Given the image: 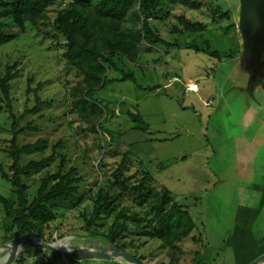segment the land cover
<instances>
[{
	"label": "rangeland",
	"instance_id": "obj_1",
	"mask_svg": "<svg viewBox=\"0 0 264 264\" xmlns=\"http://www.w3.org/2000/svg\"><path fill=\"white\" fill-rule=\"evenodd\" d=\"M66 1L54 0L49 5L48 21L38 28L30 26L26 33L16 29L17 36L7 38L0 48V73L5 75L8 66L15 64L17 73L12 80L13 108L0 99V167L13 177L14 158L9 149L18 131L19 144L39 142L24 154L23 166L52 156L44 170L21 175L30 185V198L38 194L49 172L60 170L65 157L66 171L76 168V174L82 177L77 194L81 196L109 185L130 153L127 174L138 179L143 170L149 171L155 177L152 187L170 188L195 218L197 227L181 243L183 253L176 264H242L264 253V193L252 207L247 198L237 217L221 232L207 228L202 208L204 195L218 182L208 164L215 155L207 135L209 115L217 103L212 71L220 63L212 53L220 52L223 58L240 53L233 14L224 18L220 15L230 9L227 0H201L200 8L192 7L187 0H160L157 12H143L146 25L174 45L142 43L137 63L115 58L119 69L110 70L105 85L89 95L105 110L101 128L96 130L81 121L72 108L71 87L82 76L69 64V41L55 26L57 13ZM181 17L204 23V30L186 31ZM126 74L134 78L123 79ZM189 83H197L199 89L188 92ZM14 195L0 170V245L7 234L1 226L5 213L2 197L11 199ZM86 209L93 211L90 201L78 207L60 203L54 241L79 247L96 242L102 249L105 241H91L81 228L85 225L82 211ZM128 234L121 244L144 258V264H170L169 250L159 238L139 235L134 228ZM35 238L34 234L24 240L32 244ZM43 251L16 264H46ZM106 261L121 263L116 258Z\"/></svg>",
	"mask_w": 264,
	"mask_h": 264
},
{
	"label": "trees",
	"instance_id": "obj_2",
	"mask_svg": "<svg viewBox=\"0 0 264 264\" xmlns=\"http://www.w3.org/2000/svg\"><path fill=\"white\" fill-rule=\"evenodd\" d=\"M53 1L0 0V48L5 45L7 38L17 36L16 29L26 33L30 26L38 28L41 23L48 21L49 5ZM187 1L192 7L202 6L201 0ZM159 2L160 0H67L66 6L58 11L55 26L69 41L70 49L66 53L69 64L82 76L71 87L72 108L89 128H101L105 114L104 108L91 101L89 95L94 89L105 85L110 70L119 69L115 61L117 56L137 63L142 43L174 45L146 25L143 12H157ZM220 15L222 18L232 17V12L229 9ZM180 20L188 32L198 33L204 30L205 24L202 22H193L184 17ZM212 55L221 62L223 56L220 52H213ZM216 68L212 71L214 79ZM14 69L16 64L9 65L5 75L0 73V99L11 109L12 80L17 75ZM127 78L134 77L126 74L123 79ZM41 102L43 101L39 99V103ZM17 132L9 149L14 158L13 177L0 167L3 178L11 184L15 194L11 199L2 197L5 213L1 226L6 228L7 234L2 237L1 244L30 236L34 232L48 242L54 241V233L58 230L54 223L59 218L60 203H71L78 207L90 201L93 211H82L85 225L81 228L91 241L101 238L106 245L114 242L128 250L120 241L134 228L139 235L159 238L169 250L170 264H176L181 259V243L195 231V218L185 205L175 199L170 188L152 187L155 177L149 171L143 170L138 179H135V175L127 174L130 153L109 180V185L90 195L81 196L77 194L82 177L76 174V168L66 171L67 159L64 156L60 170L49 172L43 179L38 194L31 199L28 194L30 185L22 180L21 175L44 170L52 161V156L32 160L23 166L21 161L24 154L31 152L39 142L21 145L17 141ZM40 149L44 151L41 147ZM46 253L49 254L48 259L60 258L56 253ZM133 255L144 263V258Z\"/></svg>",
	"mask_w": 264,
	"mask_h": 264
},
{
	"label": "water",
	"instance_id": "obj_3",
	"mask_svg": "<svg viewBox=\"0 0 264 264\" xmlns=\"http://www.w3.org/2000/svg\"><path fill=\"white\" fill-rule=\"evenodd\" d=\"M227 2L236 23L240 53L223 58L216 68L217 103L208 123V137L215 155L208 164L217 174L218 182L202 199L206 226L216 232L223 231L237 217L247 198L252 207L264 193V0ZM34 234L35 241L21 251L6 252L3 248L10 242L0 245V255L10 259L5 264L40 250L67 259L116 258L127 264H144L114 242L101 244V252L90 253L84 246L71 248L61 244L62 240L48 242L35 232L30 236ZM96 245L92 242L87 247ZM247 264H264V253Z\"/></svg>",
	"mask_w": 264,
	"mask_h": 264
},
{
	"label": "bare ground",
	"instance_id": "obj_4",
	"mask_svg": "<svg viewBox=\"0 0 264 264\" xmlns=\"http://www.w3.org/2000/svg\"><path fill=\"white\" fill-rule=\"evenodd\" d=\"M61 244L68 245L71 248H75V245H73V244L69 245L67 243H64L63 241L61 242ZM28 246H30V244L27 241H25L23 239H20V240H17V241L10 242L3 249L6 252H11L12 253V252H15V251H21V250H23L24 248H26ZM86 251L87 252H90V253H98V252H101L103 250L100 249V246L96 245V246H93V247H86ZM9 260L10 259L7 256H1L0 255V264H5Z\"/></svg>",
	"mask_w": 264,
	"mask_h": 264
},
{
	"label": "crops",
	"instance_id": "obj_5",
	"mask_svg": "<svg viewBox=\"0 0 264 264\" xmlns=\"http://www.w3.org/2000/svg\"><path fill=\"white\" fill-rule=\"evenodd\" d=\"M44 254L45 255H43V257L46 259V264H86L85 261H82V260H79V261L76 260L75 262H73V261H70V259H67V258L61 257V256L58 259H52V258L48 259V253H46V251H44ZM106 260H108V259H106ZM94 261H97V260H90L87 262V264H95ZM119 262H121L122 264L125 263L121 260H119ZM16 263H17V261L14 263H11V264H16ZM29 264H30V262H29ZM103 264H105V263H103ZM106 264H111V263H110V261H106ZM125 264H127V263H125Z\"/></svg>",
	"mask_w": 264,
	"mask_h": 264
},
{
	"label": "built area",
	"instance_id": "obj_6",
	"mask_svg": "<svg viewBox=\"0 0 264 264\" xmlns=\"http://www.w3.org/2000/svg\"><path fill=\"white\" fill-rule=\"evenodd\" d=\"M199 89V85L197 83H189L187 84V90L190 91H197Z\"/></svg>",
	"mask_w": 264,
	"mask_h": 264
}]
</instances>
